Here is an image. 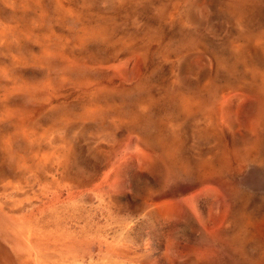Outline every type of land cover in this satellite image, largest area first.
Segmentation results:
<instances>
[{"label": "rangeland", "instance_id": "1", "mask_svg": "<svg viewBox=\"0 0 264 264\" xmlns=\"http://www.w3.org/2000/svg\"><path fill=\"white\" fill-rule=\"evenodd\" d=\"M0 264H264V0H0Z\"/></svg>", "mask_w": 264, "mask_h": 264}]
</instances>
